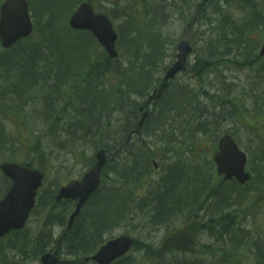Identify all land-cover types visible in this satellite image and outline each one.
<instances>
[{
  "label": "rangeland",
  "instance_id": "1",
  "mask_svg": "<svg viewBox=\"0 0 264 264\" xmlns=\"http://www.w3.org/2000/svg\"><path fill=\"white\" fill-rule=\"evenodd\" d=\"M47 1L28 0L35 27L29 45L38 63L36 72L31 62H22L16 73L10 66L0 69V164H25L44 176L37 199L41 206H36L20 234L0 241V264H39L38 253L31 255L28 251L39 236H46L45 251H53L65 231L73 203L63 202L53 208L52 215L61 210L68 214L62 224L48 223L52 208L49 198L60 186L79 180L98 150L112 154L119 148L135 126L131 118L137 115V101L162 80L175 60L176 45L181 40L188 41L191 47L187 70L176 76L163 98L148 108L146 126L154 129L162 125L156 121V114L172 106L169 101L178 98V91L186 95L182 100L186 110L179 112H192L193 118L200 119L186 125V116L172 121L175 114L168 113L165 129L134 139L127 149H120L108 159L100 191L83 208L78 221L85 230L90 229L95 202L111 187L119 195H129V199H123L126 206L121 213L111 211L109 220L100 223L103 233L96 234L87 249L128 236L134 244L119 264H264V175H258L259 171L264 174V115L259 111L264 107V59L257 57L264 36V0H208L204 5L202 0H55L51 8L54 18H59L56 22L51 21ZM82 2L90 3L94 12L109 18L118 36L119 58L112 61L109 71L89 77L90 66L104 68V52L90 34L78 33L75 37L77 34L71 32L72 42H89L87 37H91L86 48L91 59H84L85 50L81 51L75 61L76 74L62 76L59 69L55 71V60L49 61L52 52L42 43L46 41L42 30L49 25L52 32L60 31ZM60 18H66L65 22ZM57 39L60 68L73 69L74 44L65 31ZM18 57L16 54L13 59ZM28 70L33 71L30 75L34 73L33 82L46 74L49 82L41 81L40 89L34 88L38 91L26 107L20 88L26 84L23 73ZM138 74L146 77L141 89L131 83ZM56 83L59 92L48 110L45 106L53 94L44 96L52 92L51 86ZM8 86L14 89L8 90ZM88 87L92 92L109 95L104 107H92L91 98L84 91L80 93ZM134 105L135 110L131 109ZM90 112L96 121L87 123ZM198 122L205 130L202 134L193 131ZM224 134L232 136L247 155L246 170L252 180L244 187L223 184L215 174L212 156ZM128 165L138 166V177L125 181L119 174ZM183 168L197 172L201 180L193 187L196 183L191 181L192 174L172 175L174 195L181 198L191 190L197 192L196 199L194 193L180 207L167 188L170 173ZM8 187L9 181L0 173V199ZM161 192L166 196L159 200L157 194ZM155 196L159 203H153ZM171 201L172 214L166 216L167 209L158 216L156 205L169 208ZM23 239L27 242L25 248L20 243ZM56 250L63 264H83L84 257L94 251L83 256L68 255L64 244Z\"/></svg>",
  "mask_w": 264,
  "mask_h": 264
},
{
  "label": "water",
  "instance_id": "2",
  "mask_svg": "<svg viewBox=\"0 0 264 264\" xmlns=\"http://www.w3.org/2000/svg\"><path fill=\"white\" fill-rule=\"evenodd\" d=\"M206 2V0H203ZM69 25L75 30L90 31L106 53L115 58L116 34L104 15H95L88 4H82L69 20ZM32 32V24L28 14L26 0H5L0 6V44L8 49L18 40L27 38ZM191 48L188 42H180L177 46L176 62L167 71L165 81L172 79L176 74L185 70L186 57ZM260 56H264V39L260 50ZM167 84H161L156 88L148 101L161 97ZM146 114L142 116L138 127H141ZM219 152L214 157L218 175H224V180L235 178L240 184L249 180V175L244 172L246 156L238 151L233 140L224 136L219 142ZM107 155L100 150L95 155V163L83 175L79 181H71L58 191L56 201L62 199L76 200L75 208L67 222V231L72 227L74 220L79 215L82 206L92 193L97 189L100 182V174L106 163ZM4 175L10 178L13 185L6 196L0 201V238L10 230L23 229L30 211L35 204L37 189L42 183V174L36 170L7 163L1 166ZM132 246V240L121 236L108 241L99 251L92 256L91 260L96 264H111L114 260L122 257ZM41 264H59V260L53 253H46L40 258Z\"/></svg>",
  "mask_w": 264,
  "mask_h": 264
},
{
  "label": "trees",
  "instance_id": "3",
  "mask_svg": "<svg viewBox=\"0 0 264 264\" xmlns=\"http://www.w3.org/2000/svg\"><path fill=\"white\" fill-rule=\"evenodd\" d=\"M55 0H51V2H49V0L47 1V6L48 9L50 10L51 13V21L56 22V20H59V18H54V12L52 10V6L54 4ZM77 1H75L76 3ZM52 23V22H51ZM67 32L68 33V38L72 36V34L66 29L65 26H63V28L60 31H57L56 33L52 32L49 29V25L45 26L42 30V32L45 34L46 36V41H42V43L46 44L47 46H45L47 48L48 52H52L51 57L49 59L50 62H53L55 60V64H56V72H58V68L60 67V64L62 62L61 60V48L60 45L57 44L56 42H58L57 37L62 33V32ZM78 34L75 36L77 37ZM90 36L87 37L89 42L86 41H75L71 43H73V47L72 50L76 53V55L73 57V59L76 60V57L79 58L81 56V51L86 49V46H90V41H91V37ZM29 39L21 41L17 44V46L15 48H13L11 51H7L5 53L0 54V69L3 70V67L5 66H10V65H14L17 68H22V62H31V66L32 69H34V72H36L35 67L38 65L37 61L34 60V54H33V46L29 45ZM18 54L19 57L18 59L14 60L13 56ZM23 54V55H21ZM10 55V56H8ZM57 57V60L54 58ZM84 57V55H83ZM9 60H12V64H10ZM52 60V61H51ZM112 64V61L109 58L105 57V61H104V68L100 69L97 65H93L89 67V71H88V76H93L94 74L100 73V75L104 74L105 72L109 71V69H111L110 65ZM31 70L25 71V73H23V77H25V86L23 85L22 88V92H23V98L25 99L26 97V101H24L23 103H26V107L28 105V107L30 106L29 104V98L34 94L35 90H33L34 87H36V85L39 83V81L42 82H46L48 81V74H46V76H38L35 82H33L35 76L34 73L32 75H30ZM33 72V71H31ZM68 71H66L64 74H66ZM146 74H148V72H145ZM63 74V75H64ZM62 75V76H63ZM62 76L60 75V78H62ZM145 76H135L133 79H131V83H132V87H135V84L141 89L142 86L139 85V81L145 82ZM24 82V83H25ZM33 83V84H32ZM83 85V82H82ZM58 90H59V86H58ZM51 91L53 92V97L52 98H56L55 94H57L59 91H57V83L53 84L51 86ZM84 91L85 92V96L90 99V102L93 104L92 107H94L97 104H100L102 107H104L106 105L105 99H107L109 97L108 96H104V94H102L101 92H98V102H96L95 96L91 90L90 87L88 88H84L81 89L80 93ZM56 92V93H55ZM133 93H136L137 95H142L139 94L140 92H136L133 91ZM50 104L49 106L47 105V109H50ZM28 110V109H27ZM134 110V107H133ZM176 112V113H175ZM168 113H174L175 117L180 118V116L182 115V113H179L176 108L174 106H171L170 108H163L160 111V115H158V118L160 119V121L163 122V124H167L169 123L168 118L169 115H167L165 117L166 114ZM185 116L188 117L187 122L190 123L192 121L193 118V113L191 112H185ZM89 119H91L89 122L92 121H96V116L94 113L90 112L88 114ZM174 117V119H172V121L176 120ZM88 123V122H87ZM198 132H202V129L200 126H198L197 128ZM3 140V135H2V131H0V142ZM138 170V166L136 165H128L125 166L122 170V173L119 174V178L123 179L125 181L130 180V177L134 176L135 178H137L138 176H136ZM143 176V173H142ZM112 190V192L110 193L111 195H107L106 193L104 195H100L103 197H100V199H98L97 203L95 202V207L92 211L93 214H95L93 216L94 220L92 222V224L90 225V229L85 230L82 226V224L80 223V221H77V223H75V227L74 230L69 233L68 235H66L65 237L62 238L61 243H64L67 247V253H69V255H79V256H83V255H87L88 252L90 250L87 249L88 245L90 242H92L95 239V235H100L103 233V226H100V222L105 221V219L108 221L110 218V213L111 211H117L118 213L122 212V209L126 206V201L123 200V196L117 192V190L114 187L110 188ZM123 198V199H122ZM117 213V215H119ZM66 213L62 212L61 217H59V220H62V217L65 216ZM159 216V213H158ZM82 218V216L80 215L79 219ZM78 219V220H79ZM33 247L29 248V253L31 255H35L37 253H41L43 251V247L44 245H46V242L42 244V246H39V242L34 241L33 242ZM120 262V261H119ZM119 262H117L116 264H119Z\"/></svg>",
  "mask_w": 264,
  "mask_h": 264
}]
</instances>
